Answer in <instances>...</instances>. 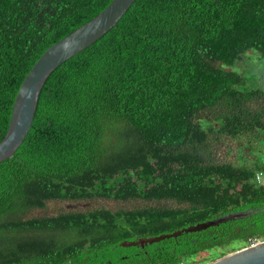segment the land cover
I'll use <instances>...</instances> for the list:
<instances>
[{"label": "trees", "instance_id": "trees-1", "mask_svg": "<svg viewBox=\"0 0 264 264\" xmlns=\"http://www.w3.org/2000/svg\"><path fill=\"white\" fill-rule=\"evenodd\" d=\"M110 1L0 0V140L34 62ZM250 51L264 57V0H134L50 73L0 162V264H204L263 241L264 154H226L238 142L264 151V89L232 69ZM88 199L142 204L46 213L50 200ZM235 211L247 215L118 244Z\"/></svg>", "mask_w": 264, "mask_h": 264}, {"label": "water", "instance_id": "water-1", "mask_svg": "<svg viewBox=\"0 0 264 264\" xmlns=\"http://www.w3.org/2000/svg\"><path fill=\"white\" fill-rule=\"evenodd\" d=\"M133 1L111 0L97 15L50 45L38 57L24 76L15 95L9 123L4 136L0 140V162L10 158L28 134L41 89L50 73L115 26ZM246 215V211L229 212L169 233L141 236L134 240L125 239L118 244L121 247H143L146 244L159 242L166 238L177 237L183 232L199 231ZM204 264H264V240Z\"/></svg>", "mask_w": 264, "mask_h": 264}, {"label": "rangeland", "instance_id": "rangeland-1", "mask_svg": "<svg viewBox=\"0 0 264 264\" xmlns=\"http://www.w3.org/2000/svg\"><path fill=\"white\" fill-rule=\"evenodd\" d=\"M230 69V67H225ZM235 71L240 73L245 81L246 90L251 88H262L264 89V57H262L259 53L255 51H250L244 54V59L239 60L237 66L233 67ZM230 143V142H229ZM248 144H241L238 142L237 145L232 144V148L226 153L227 157L234 162H241L245 160L247 157V153L258 154L260 156L261 152L264 154V151L257 149L259 146L255 147H247ZM170 202H163L164 205H168ZM142 204V200L137 201H129L126 203H121L120 201H115L112 199H92V200H80V201H67V200H50L46 205V213L47 214H55L60 211L65 210H87L94 209L96 207H106L109 209L116 210L118 207L122 208H133ZM155 204V203H152ZM43 214V210H34L31 212L30 216H40ZM148 236V235H143ZM140 237V236H138ZM137 236L132 237L129 240H134ZM234 245V244H233ZM233 245L231 247H233ZM231 247H225L223 249L230 250ZM210 253L216 254L219 252V249L211 250ZM209 253L205 254L206 256ZM192 259V258H191ZM191 259H187V263L190 264Z\"/></svg>", "mask_w": 264, "mask_h": 264}, {"label": "built area", "instance_id": "built-area-1", "mask_svg": "<svg viewBox=\"0 0 264 264\" xmlns=\"http://www.w3.org/2000/svg\"><path fill=\"white\" fill-rule=\"evenodd\" d=\"M254 182L259 184V185L264 186V171H257L254 174ZM259 242H260V240L257 238H253V239L249 240L250 245H255Z\"/></svg>", "mask_w": 264, "mask_h": 264}, {"label": "flooded vegetation", "instance_id": "flooded-vegetation-1", "mask_svg": "<svg viewBox=\"0 0 264 264\" xmlns=\"http://www.w3.org/2000/svg\"><path fill=\"white\" fill-rule=\"evenodd\" d=\"M109 260V259H108ZM109 262H111L110 260H109ZM149 264H151L150 262H149Z\"/></svg>", "mask_w": 264, "mask_h": 264}]
</instances>
